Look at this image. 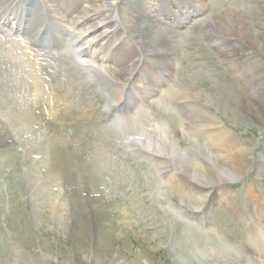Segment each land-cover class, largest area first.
<instances>
[{
    "label": "rangeland",
    "instance_id": "rangeland-1",
    "mask_svg": "<svg viewBox=\"0 0 264 264\" xmlns=\"http://www.w3.org/2000/svg\"><path fill=\"white\" fill-rule=\"evenodd\" d=\"M150 2L154 14L177 31L180 65L168 70L161 58L149 59L145 51L156 50L142 39L138 67L115 86L108 71L123 70L121 64L102 59L115 45L98 47L100 73L92 70L91 60L74 44L75 34L45 17L43 1L23 0L25 7L15 16H20L22 28L32 24L40 48L52 55L45 53L40 59L25 44V36L32 40L33 33H15L16 20L2 25L9 12L0 9V30L7 31L0 34V241L5 242L0 264H27L29 260L32 264H264V249L244 243L252 226L264 231V148H259L258 141L264 131V48L252 50L260 59L256 63L248 56L232 62L225 56L237 55L229 48L237 42L232 35L234 25L229 26L234 13L247 24L249 37L261 31L264 46V8L260 11L259 7L264 3ZM46 3L50 15L56 17L55 3ZM123 5L121 0L118 7ZM175 16L184 18L181 25ZM216 24L224 26L218 36L211 32ZM52 31L64 41L63 46L54 42ZM20 35L24 38L17 37ZM105 47H110L108 52ZM10 72L12 78L8 79ZM37 79L43 83L40 96L34 89ZM48 84L50 95L62 104L58 107L62 117H56L55 110L51 123L47 122L51 115L47 113L50 96L45 93ZM120 87L122 91H117ZM191 96H200L202 101L192 102ZM137 103L131 149L124 144L128 135L121 132L117 121L128 110L122 107L129 105L133 110ZM182 105L196 108L205 124L200 127L210 124L215 128L190 123L179 110ZM196 129L208 131L212 138ZM41 130L44 136L38 132ZM142 132L156 136H137ZM26 133L34 140L19 145L18 139ZM184 134L189 137L183 138ZM223 138L227 156L216 150L209 153L207 144L213 139L223 142ZM135 139L151 146H133ZM11 140L15 143L6 145ZM173 147L187 151L192 159L207 160L215 176L188 163L186 167L163 164L162 158L167 159ZM158 150L161 154L156 158L153 154ZM72 151L81 155L72 158ZM65 152L68 158H62ZM96 160L102 164L94 168ZM152 160L161 165L156 168ZM74 165L89 170L91 179L70 173L60 180L53 177L55 166L71 171ZM185 170L190 172L176 175ZM165 175L169 182L162 179ZM165 190L183 198L184 209L192 216L184 214L179 201L168 195L172 206ZM72 200H78L77 205ZM200 206L204 208L194 209ZM226 242L235 251L225 252Z\"/></svg>",
    "mask_w": 264,
    "mask_h": 264
},
{
    "label": "bare ground",
    "instance_id": "bare-ground-1",
    "mask_svg": "<svg viewBox=\"0 0 264 264\" xmlns=\"http://www.w3.org/2000/svg\"><path fill=\"white\" fill-rule=\"evenodd\" d=\"M42 1L44 3L43 5H45L44 8L46 10L45 17H47L48 19H50L52 21H55V23L59 27H62L63 30L69 31V32H72V34H75L74 44L76 45L77 49L80 51V53L82 54L83 57L91 60V62H92V64L90 65L91 69H94L95 71L99 72L98 67H100L99 66V60H100L99 54H100V52L97 50L98 47L99 46H113V45H115L114 48L106 56H104L102 58L104 60L106 58V61H108V62H111L112 60L119 61L118 63L121 64V69L124 70V71L123 70L115 71V70L109 68L110 73L108 71V78L110 77L111 81H113V83H112L113 86L119 85L122 82L126 81V77L130 76L135 71V69L138 67V65L140 63V59L136 60V57L138 56L137 54L140 53L139 48H141V47L139 45H141V43H144V42H145L144 44L148 43L151 45L152 48L153 47L155 48L153 50H156V51H149V53L147 51H145L148 55V58L149 57H152V58L154 57L155 59L161 58L162 61L164 60L163 64L165 65L166 69H168V70L170 68L172 69L173 67H175V65L178 68L180 65V59H181L180 57H181V53H182V50L179 47L180 43L178 42L180 39H178L174 36L177 34V31L171 30L172 28H169L168 26H166L165 21H163V19L158 18L157 15L154 14L155 12L152 11L153 6H151V2H150L151 0H124V5L121 6L120 8L118 7V5L120 4L121 0H51L55 3V7H56L55 12H57L56 17L50 15L51 10H49V7L46 6L47 5L46 2H50V0H48V1L42 0ZM165 1H167V0H165ZM191 1H194V0H191ZM183 2H185V1H183ZM259 2L264 3V0H249V3H252L256 6L259 4ZM17 4L18 3H16L13 0H0V9L2 7H4L5 12L6 13L9 12L7 14V17L4 19L3 25L5 26V25L12 23L13 21L16 20L17 21L16 22V30H18L17 33H19V32L22 34L23 33H26V34L27 33H33L34 27L32 26V24H29L31 20L28 23H26V24H29V25H27L28 27L30 26L29 30L27 29V26L21 28L22 22H21L20 16H15V12L20 9L19 5H17ZM259 7H261L260 8V11H261V9L264 8V5H259ZM159 8H158V10H159ZM154 9H156V8H154ZM256 9L259 10V8H256ZM24 11H25V9H24ZM59 12H61V13H59ZM193 12H194V10H193ZM16 13H18V11ZM234 14L235 15L231 16V18L229 19V21H230L229 26L232 29L231 26L234 25L233 29H235V30H234L232 35H234V37H236V38H234V40H236L237 42H234V40H233L234 44H231L230 45L231 47H229V48L232 50V52H234L233 50H235V54L237 52V55H239V56L233 55V54L231 56H229L230 54L229 55L225 54V56L228 59V61L231 60V62L236 60V59L241 58L242 56H244V57L248 56L251 58V61L256 63V62L260 61V59H259L258 55H256V53L253 52L252 50H254L255 48L262 50L264 48V46H262L263 41L262 42L260 41V37H261L262 33L260 31V32H257L258 34H255L254 37H252V36L249 37L248 32H247V30H248L247 24L243 22L244 20L240 21L238 14H236V13H234ZM11 16H13V17L11 18ZM57 16H59V17H57ZM179 18H180L179 24L181 25V21H182V19L184 20V18L181 19V16H179ZM179 18L175 16V19L178 20ZM97 20H99V21H97ZM221 25L220 24H216V26L212 25L213 29L211 32H213V34H215V35L220 34L219 31L221 30L222 27H224L223 25L222 26ZM81 26L84 27L83 33L79 31ZM225 28H227V27H225ZM248 28H249V26H248ZM49 29H51V28H49ZM51 33H54V32L52 31ZM85 33H86V35H85ZM239 34H244V35L240 36ZM48 35H49V33H48ZM24 36H25V34H24ZM52 36H53V40L55 43H57L61 46L64 45V41L62 39L55 36V34H52ZM32 38L37 39V36L34 35V33H33ZM40 38H39V40H40ZM33 39L31 40V38H30L27 40L30 42L31 46L38 47L37 41H34ZM142 39L144 40V42ZM236 43H239V45H236ZM157 47H159V48H157ZM105 48L106 49L103 48L104 52L105 51L108 52L107 50L110 47L109 48L105 47ZM66 50H67V48H66ZM231 50H229V51H231ZM37 52L36 53L39 56L40 55L42 56L43 54H45L44 52H43V54L42 53L39 54V51H37ZM46 53L49 54L48 52H46ZM169 54H171V55H169ZM49 55L52 56L51 54H49ZM41 56H40V59H41ZM43 56H45V55H43ZM134 58H135V60H134L135 63L130 65V63L132 62V60ZM235 64H237V63H235ZM262 64H263V62H262ZM40 70H41V66H40ZM256 73H257V71H256ZM166 74H167V72H166ZM7 77H8V79L12 78V73L10 72L9 76H7ZM162 82H164V81L162 80ZM162 82H161V84H162ZM163 84H165V83H163ZM42 86H43V83L40 79H37L34 82V89H35L37 96H40L41 92L43 91V89L41 88ZM120 90H121V87L117 91H120ZM117 91H115L116 96H117ZM176 92H175V94L177 95L179 93V90H177ZM185 105H182L181 108H179V110H180V112L185 113L188 116V118L190 119V123H193V122L194 123H200V122L204 123V120H201V118L196 115L197 111H194L196 109V108H194V106H189V105L185 106ZM136 106L137 107H133L134 109H136V110L133 109L135 113L133 112V110L130 109L129 105L122 107L123 109H125V110L128 109V110L126 111V113L123 116L118 117L117 124H118V126H120L121 132L123 131V133L125 135H128V136L134 135V131H135L134 130V124H136L138 122V115H137V113L139 111L138 103ZM263 111H261L262 116H263L262 119H264V112ZM199 115H201V114H199ZM131 121H133V122H131ZM129 122H131L133 124L130 125ZM198 130L196 129V133H203L204 136L208 135V138H212L211 134L208 131H206V130L203 131L200 129H198ZM204 136H202V137H204ZM220 136H221V134H220ZM137 140L138 139H135V140H133L132 143L131 142L130 143L133 144V146L135 144L142 143L143 145H145V148H148L149 146H151L148 143H144L145 142L144 140H140L139 142H137ZM222 143L226 144V142H224V138H223V142H221V140H218V139L217 140L213 139L212 141H210L207 144L206 149L209 150V153H211V154H212V150H216L217 153L220 152V154L227 156V154H226L227 152L226 153L223 152L226 149L225 147H227V145H223ZM222 145H223V148L221 147ZM88 151L86 150V151L82 152V154H87ZM66 153L67 152H65V155L64 154L62 155V158H63V156L65 158H68L66 156ZM68 153H71V152H68ZM157 153L160 155L161 154L160 150L155 152L153 154V156L156 158H159V155L157 156ZM72 154H73L72 158H76L79 155H81V154H78L77 152H74V151H72ZM162 159H163L162 163L168 164V166L169 165L170 166L171 165H178L179 166V165L183 164L186 167V166L190 165V166L197 167V169L205 170L206 172H208V174H210V177L211 176L214 177L216 174L215 172L211 171V167L208 165L209 162H207V160L201 159L200 157L199 158L196 157V159L195 158L192 159L187 151L181 150V149H178L175 147L171 148L170 151L167 153V159H165L164 157ZM152 161H151V163L156 168L159 165H161L160 162H156V161L152 162ZM241 162H242V164L245 163L244 159H242ZM100 163L102 164L101 160H96V161H94V164L92 166L94 168L98 167V166H100ZM185 163H188L189 165H186ZM201 164H203V165H201ZM242 164H240L241 168H242ZM174 168H176V167H174ZM71 169H72L71 171L70 170L65 171V170H63V168L55 166L52 175L54 178H57L59 180H60L61 176H63V175L67 176L68 173L73 174V175L78 176V177H81V178L91 179V175L89 174V170H87L86 168H81V167H77L74 165ZM162 179L165 182H169L171 180L166 175L163 176ZM193 188H198V186H195V187L193 186ZM77 202H78V200H76V202H74L73 200L70 201V203L73 205H77ZM263 226H264V220H263ZM258 229L259 228H257L256 226H252L246 235L247 236V240H246L247 242L244 240V243H247L251 246H255V244H256L258 248L264 249V242L262 241V239L264 240V231H262V230L259 231ZM226 243H227L226 247L224 248L225 252H227V250L235 251L234 245H232L228 242H226ZM4 245H5V242L2 239L0 241V254H2L5 251ZM234 255H236V254H234ZM27 264H32V262L29 260V261H27Z\"/></svg>",
    "mask_w": 264,
    "mask_h": 264
}]
</instances>
